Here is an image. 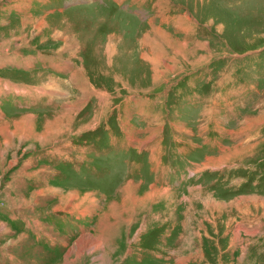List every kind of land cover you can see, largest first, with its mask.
Instances as JSON below:
<instances>
[{"label": "rangeland", "instance_id": "rangeland-1", "mask_svg": "<svg viewBox=\"0 0 264 264\" xmlns=\"http://www.w3.org/2000/svg\"><path fill=\"white\" fill-rule=\"evenodd\" d=\"M24 1L18 16L7 9L11 0H0V56L20 53L31 62L32 54H40L52 61L44 60L53 68L46 70L43 61L33 73L11 69L0 73L26 84L48 86L43 100L49 99L51 108L32 107L41 116L25 112L0 123V264H171L170 260L178 263L177 257L191 255L196 259L191 264H264V197L248 194L258 181L264 190V177H260L264 163L257 161L264 158V54H253L250 64L241 58L264 49V0H173L172 4L183 7L180 12L165 10L167 0H161V13L182 18L161 27L146 21L147 15H154L156 0L138 14L139 7L131 2L81 5L72 3L76 0H50L39 7ZM184 12L199 23L195 35L177 28L188 27ZM217 59L219 72L230 73L229 82L238 80L229 89L235 104L226 108L228 119L219 117L224 123L218 132L203 134L214 135L218 150L231 148L232 154H238L243 149L233 148L241 142L250 153L263 150L261 158L243 156L221 163L217 170L199 168L198 173L194 166L190 172L194 177L188 178L184 171L185 180L173 173L164 179L170 163L164 161L162 171L155 160L163 145L174 147L167 137L179 139L178 131L195 128L192 123L197 119L200 129L207 125L206 118L196 117L201 114L200 103H195L194 121L176 116L177 87H185L192 72ZM73 62L83 68L84 74L76 75L79 82L87 78L90 86L116 102L118 97L151 93L147 95L151 106L143 112L152 106L161 111L137 123L121 114L122 102L88 106L76 90L71 95L75 85L66 74ZM202 88V96L211 93L209 84ZM155 93L159 94L152 97ZM69 100L73 110L66 106ZM19 101L26 103L16 97V105H6L5 112L20 111ZM117 113L125 134L133 131L131 142L140 155L113 146L109 127L128 143ZM170 127L177 131L170 133ZM160 130L163 142L159 150L152 149L151 137ZM230 132H242L234 146ZM249 134L255 138L248 139ZM92 137L101 138V158L93 164L67 162L79 152L76 148L85 147L87 153L96 149ZM154 139L152 143L159 141ZM189 141L177 140L175 147H190L185 146ZM194 142L200 149L190 157L193 162L214 153L205 141ZM188 163L179 159L174 165L184 169ZM215 172L221 183L217 189L208 185ZM195 178V183L186 184ZM241 179L247 181L243 188L228 184ZM238 192L248 195L237 198ZM81 240L84 248L78 253ZM153 250L168 260L160 263L151 255Z\"/></svg>", "mask_w": 264, "mask_h": 264}, {"label": "crops", "instance_id": "crops-1", "mask_svg": "<svg viewBox=\"0 0 264 264\" xmlns=\"http://www.w3.org/2000/svg\"><path fill=\"white\" fill-rule=\"evenodd\" d=\"M9 1V0H8ZM12 2H8V7L7 9H10L12 12L15 11L16 14L19 16H21V13L19 12L21 9V5L22 3L21 0H16L17 2L15 3V0H11ZM26 1V0H25ZM24 1V2H25ZM29 3H32L31 5L34 6L36 4H38V6L40 7V5H45V4H50L51 1L50 0H27ZM69 3H71L70 0H68ZM112 3H115L117 5H121L122 3H128L131 2L132 6H136L139 7V10L136 11V14L140 13V12H145V9L142 8L143 6H146L147 4H151V0H110ZM157 1H159V3L157 4L156 7V3ZM173 0H167V2L164 1V3L166 4V8L165 10L168 9H175L177 12L183 11V7L179 4H177L175 2V4H172ZM92 2H99V3H103L102 0H76V1H72V3H77V4H85V5H89ZM160 2L161 0H156L153 5L155 8V12L154 15H147L146 17V21L149 23V21H152L155 25L160 26L161 25H165L169 22H173L172 19H177V21H179L178 19L181 18V16L178 17H174L171 14L166 13L167 16H165L163 13H161V8H160ZM174 2V1H173ZM25 4V3H24ZM74 5V4H71ZM69 7V6H67ZM52 12V10L50 11ZM185 17L190 18L189 15L187 13L184 12L183 18L184 21H186L188 23V27H177L179 29V31H181V33H184L188 36H192L195 35V28L197 26H199V23L193 19H188V21L185 19ZM182 19V18H181ZM180 19V20H181ZM150 25V24H149ZM193 26V27H192ZM184 54H186V50L183 51ZM182 52V53H183ZM253 54H258V56H262L261 54H264V49L261 51H256V52H250L248 54H244V56H241L242 59L247 60L246 64H250L249 62L251 61V57ZM13 55L12 58H14V60L12 59V61L7 60V58L9 56ZM42 55L40 54H32L31 58H33V61L31 62H26L24 59L25 57L22 56V54L18 53V54H9V55H4V56H0V70H12L15 72H30L33 73V70L36 69L37 65L40 66L42 65V62L44 60H47L48 63H52L51 60H48L45 57H41ZM3 58H5L3 60ZM27 58V57H26ZM225 58H220L219 60H224ZM220 62L217 60H214L209 66L203 67L195 72L191 73V76L189 78V80L186 82L187 85H185V87H180L178 86L177 88V100H178V110L176 112V116L180 115L181 118H184L186 120H193L194 121V113H195V108L197 106V104L195 103H200V111L201 114L196 116L198 118H201L203 116V118H206L207 120V125L203 128H199V124H200V120L197 119L194 121L193 126L195 128L193 129H186L183 128L181 129V131H178L179 133H181V137L178 139L176 138L174 135H170V136H166L167 138L173 140V143H175L174 147H167L165 145H163L161 147V149L159 150L161 143L163 142V136L161 134V130H160V134L156 135L155 137H151L152 140L150 141L149 145L152 149H156L159 150V154H157V158L155 160L157 167H159L160 170L163 171V167L166 168V164L164 163V161L170 163V166L167 167V169L164 171V174L162 176V178L165 179L166 174H171L176 176L177 178L180 177V179H182V177H185V173H189L188 174V178L191 176H195L194 173H198L199 168L201 169H210V170H217L220 167H218L221 163L224 162H231V161H235L236 159H240L241 157L245 156V158L248 157V160H252V159H256L257 158H261V154L263 150H259L258 152L255 153H250L249 149L250 147L247 145H244L243 143H237V145L235 146V148H239V149H243L242 152L238 153V154H232L231 153V148H225V149H219L217 147V142L216 140H213V136L212 134H214V132H218V129L222 128V123L221 121H219V117L222 116H227L228 111L226 110L227 107H229V105L231 103L235 104V99H229V89H230V85L233 84L234 82H238L237 81H233V82H229L231 80L230 77V73H226V72H222L223 70L219 69L217 67V63ZM44 64H46V62L44 61ZM70 64V63H69ZM255 64V63H253ZM215 65V66H214ZM258 65V64H257ZM257 65H253L252 68L256 70ZM48 66V67H46ZM44 68H47L46 70H48V68H53L50 65H44ZM70 70L68 72V74L70 77H68L71 82V86L75 85V87H73V89H71L72 94L73 95V91H75L76 96L80 95V98L85 99L88 106H100V105H107V104H114L116 105L117 103H121L124 106V109L122 110L121 114H124L126 117L128 115V117H131L133 120H136L137 123H144V121H146L147 119H153V116L155 113L160 112L161 109L160 107H155L153 108V106L149 109L150 111L147 112L146 114L143 112L144 108L147 106H151V103L149 102L150 98L147 95H150L151 93L148 94H142V95H127L125 96V98H122V100L119 98V102H116L114 98L111 99V97L108 96V94L105 92L101 93L102 91H98L93 85L90 86V83H88V79L85 78L87 81H80L79 79H76V75H82L84 74L83 72V68L81 69L79 67V65L75 62L70 64ZM32 71V72H31ZM37 72V71H36ZM259 72V71H258ZM213 75L215 76V80H213ZM255 76H257L258 79H260L261 76H259L257 74V70L255 71ZM220 76V81L218 82V78ZM264 77V76H263ZM203 84L207 85L209 84L211 86L210 91L211 93L206 94L205 96H202V92H204L202 89ZM174 85H177L176 83H174ZM188 86V87H187ZM45 86L43 87V84H26L25 82H21V81H15L12 80L10 78H7L5 76H3L0 73V123L3 120V118L8 119L14 115H25V114H32V115H40L36 110H32V107L34 108H51V106H49V104L51 103V101L49 99H45L43 100L44 96H47L48 92L46 90ZM53 88H49L48 91H52ZM207 93V92H206ZM159 93H155L152 97H154L155 95H158ZM205 94V93H204ZM66 95V94H65ZM69 96V95H66ZM107 96L109 97V99H107ZM171 96V95H170ZM170 96L168 95V99L170 98ZM16 97H21L25 100V104H23L22 102L19 101V105L17 106L20 111L16 112L15 114L9 115L5 112V107H7L6 105H16V103L14 102V98ZM151 97V98H152ZM79 98V97H78ZM106 98V99H105ZM82 99H81V104H82ZM73 100V99H72ZM71 100H69L68 102H70ZM79 101V100H78ZM230 101V102H229ZM240 101V99H239ZM112 102V103H111ZM170 102V101H169ZM168 102V104H169ZM210 108L206 109V106L208 105ZM73 102L68 103L66 106H70V110H73ZM121 104L117 105L116 107L118 108L117 111L119 112L121 110L120 106ZM167 104V106H168ZM240 105V102L238 103ZM205 106V108H204ZM192 108V109H190ZM189 109V110H188ZM205 111H204V110ZM28 112V113H25ZM51 112V111H50ZM92 113H96V111L92 110ZM98 114V113H97ZM95 114V115H97ZM118 114V113H117ZM94 115V116H95ZM41 116V115H40ZM46 116V115H45ZM93 116V117H94ZM237 117H240V115L237 114ZM237 119V118H236ZM117 121L119 122V126L121 129V132L125 134V131L122 128V124L119 120V114L117 117ZM4 128V127H3ZM2 128V129H3ZM96 128V127H95ZM93 128V129H95ZM218 128V129H217ZM224 129V128H223ZM108 133L110 134V140L113 142V146L116 145H121L125 151L127 152H134L136 155H140L135 148L136 146L133 145V143L131 142V140L134 138L133 136H131V134L133 133V131H129L128 134L126 136V140L128 143L123 142L119 137V135L115 132V129H111V127L107 128ZM177 130L173 129L170 127V133L176 132ZM208 131L209 133L212 134L210 135V137H206V135H204L203 133H208L206 132ZM243 132V131H242ZM242 132H230L228 135V138L232 144V146H234L236 144L235 140L240 138V134ZM250 132V131H249ZM117 136H115L114 135ZM154 138H156L157 142L152 143L153 140H155ZM190 138V139H189ZM248 139H254L255 135H247ZM90 139V138H89ZM92 139L95 140L94 146L96 149L92 150L91 152L87 153L86 152V148L85 147H80V148H76L77 154L76 156L73 157H69L67 158V162H74L75 160H79V161H85L88 160L87 162L90 164H93L95 161H97L100 157V155L102 154V152L100 151L101 148L100 146V137L99 138H94L92 137ZM120 139V141H119ZM130 140V141H129ZM181 141V140H190L189 142L185 143V146H190V147H181V148H177L175 147L177 145L178 142L176 141ZM197 140H202L205 141V143L210 146V148L214 151V153L212 154H207L205 156V158L203 160H201L200 162H193L192 160H190V157H192L193 155L196 154V152L200 149L199 145H197ZM141 143V142H140ZM143 144V143H141ZM165 144V143H164ZM146 146V145H144ZM247 146V147H246ZM90 148V147H88ZM218 152H221L219 154V159L216 160V157L218 155ZM58 159H61V157H59L57 155V153H54ZM231 155V156H230ZM87 156H91V159L89 160L87 158ZM51 157L54 158L53 155H51ZM101 158V157H100ZM99 158V159H100ZM97 159V160H96ZM179 159L182 160H188V164L186 166V168L181 169L176 167L174 164H176V162L179 161ZM243 159V160H244ZM129 160L126 159L125 162ZM258 162L260 161V165L264 163V158L257 160ZM263 161V162H262ZM175 162V163H174ZM127 166H128V162H126ZM193 165V167H191V165ZM195 166V172L193 173V175L190 174V172H192V168H194ZM129 167V166H128ZM218 167V168H217ZM240 170V169H239ZM179 172H181L182 174H179ZM224 172V171H223ZM232 173H234L232 171ZM231 172H229L228 175H233ZM219 174L217 172L211 174V181L208 183L209 187H213L215 189L219 188L217 185H220L221 183H219L218 179H219ZM235 176V174H234ZM197 177V176H196ZM260 177H264V171L263 173L260 175ZM198 178V177H197ZM248 178V177H247ZM187 178H184L183 180H185ZM199 179V178H198ZM197 179V180H198ZM249 179V178H248ZM189 182H186L187 185H190L192 182L196 181L195 180L192 181V179H188ZM237 181V179L235 180ZM195 183V182H194ZM247 181L245 179H241L240 182L234 183L233 181L228 182L229 186H236V188L240 189L243 188L242 186L244 184H246ZM264 184V182H263ZM259 181L255 182L254 186L255 189L257 190H253V189H249V191L251 193H248L250 196L253 197H260L263 196L264 197V190L263 189H259ZM152 186H155L152 184ZM229 189H233V188H229ZM248 191V190H247ZM237 194H239L237 196V198L239 197H244L245 193L242 192H238ZM252 194V195H251ZM261 198V197H260ZM151 255H153L158 261H160V263H164L165 260H168L167 257H164L163 255H161L160 253H158L157 251L153 250L150 252ZM186 256L181 257H177V262L175 261H171V264H191L194 261L192 260H196L194 258L193 255H191L190 257L185 258ZM194 258V259H193ZM182 259V260H180ZM180 260V261H179Z\"/></svg>", "mask_w": 264, "mask_h": 264}, {"label": "bare ground", "instance_id": "bare-ground-1", "mask_svg": "<svg viewBox=\"0 0 264 264\" xmlns=\"http://www.w3.org/2000/svg\"><path fill=\"white\" fill-rule=\"evenodd\" d=\"M203 8H204V7H203ZM106 228H107V226H106ZM106 228H105V226H104V230H107V229H108V228H107V229H106ZM108 230H109V229H108ZM82 240H83V239H82ZM82 240H81L80 243L78 244V245H79V246H78V249H77V250H78V253H82V252H83L82 249L84 248V247H83L84 244L82 243ZM98 243H99V241H98ZM100 244H101V243H100ZM88 246H89V245H88ZM98 246H99V245H97V246L95 245L94 248H96V247H98ZM86 247H87V246H86Z\"/></svg>", "mask_w": 264, "mask_h": 264}]
</instances>
